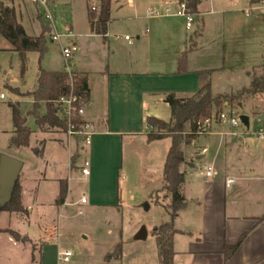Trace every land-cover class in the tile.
Masks as SVG:
<instances>
[{"label":"crops","instance_id":"crops-1","mask_svg":"<svg viewBox=\"0 0 264 264\" xmlns=\"http://www.w3.org/2000/svg\"><path fill=\"white\" fill-rule=\"evenodd\" d=\"M150 1L156 5L155 9H163L173 0ZM50 3L54 17L56 10H63L62 12L66 13V27L74 31L80 39L78 53L82 51V65L76 64L75 71L83 73L87 80L89 102L86 106V117L95 127L86 157L91 162V174L84 178L80 172L82 158L84 160L81 152L87 145L83 146L79 138L69 137L65 130L58 127L40 126L41 133H48L49 136H40L37 146L33 147L35 155L30 161L15 154L13 150L24 153L23 150L27 147L10 146L15 135L10 104L18 103L22 115L25 116L24 103H32L33 106L34 99L15 91L14 98H0V155L8 154L23 161L19 182L22 204L28 211L27 215L0 211V229L15 230L14 226L2 224L7 216H14L15 219L25 220L30 224L35 209L44 207L46 198H50V205H60L61 214L73 205L80 207L82 213L87 205L95 207L113 203L118 206L120 198L116 196L119 191L115 182L116 170L122 168L126 156L138 146L145 148L156 158L154 151H159L164 144L165 154L160 170L163 178L164 164L172 140L165 138L148 142L146 119L155 116L165 121L171 120V107L166 102V96L170 93H175L178 97H190L207 81L212 88L211 79L207 77L202 80L199 71L173 74L168 72L170 70L160 68L167 65L166 58L155 60L150 57L146 44L159 37L169 38L173 44H186L187 29L182 20H178L180 17H151L147 16V9L151 7L147 6L145 10L140 11L139 0H127L125 3H115L112 0L110 20L106 25L107 36H104L100 34L101 25L97 18L93 21L90 18L93 6H96L94 11L98 13L99 0H50ZM202 4L203 0L198 6L199 16L203 14ZM254 4L262 6L260 11L264 14V6L260 3ZM37 14L38 9L35 16L39 20ZM18 16L25 28V22L19 13ZM28 23L33 24L30 15ZM118 26L131 28L136 35V41L124 39L122 45L117 43ZM152 29H155V32ZM41 32L40 21L39 34L34 36H39ZM180 49L178 46L176 53L181 51ZM30 53L32 52L27 54V60ZM263 65L264 61L258 66H253L254 69H260L258 73L251 72L253 67L249 69L252 80L255 75L262 74ZM154 67H157V70H154ZM43 68L48 71H63ZM37 86L32 90L14 88H19L20 93H24L34 91ZM45 114L46 112L41 115ZM257 116L259 120L261 115ZM35 132L37 131L32 129V134ZM237 133L234 130H224L220 123H211L207 133L199 135L192 144L184 148L185 163L182 171L185 173V181L181 185V192L185 197L186 206L178 212L174 220L177 230L174 235V264H264V145L250 151L257 167L247 172L236 165L233 160L234 150L228 144V136H239ZM239 138L245 140L243 137ZM50 144H54L61 152L56 159L51 158L47 151ZM248 147L246 145V149ZM209 166L216 170L213 177H206ZM228 178L235 179V183L230 187L226 186ZM76 181L87 182L89 195L83 192L80 197H72V184ZM62 182L67 184L68 193L65 201L60 204L58 199ZM49 183L55 187L52 193L46 191L45 185ZM156 190L159 189H153L149 193L152 194ZM83 197H86V203L81 202ZM27 199L29 202H26ZM166 202L170 203L168 196ZM166 215L170 220L167 211ZM20 234L28 236L29 242H33L29 234ZM2 236L14 247L24 244L16 241L9 233H0V240ZM147 238L139 239L137 236L136 241H145ZM229 245L238 247L226 257V246ZM38 246L32 252L31 264L63 262L59 259L62 253L59 250V242H44ZM134 247L136 249L127 261L123 247L122 256L118 259L121 264H160L157 243L153 249L139 244ZM8 259L9 256L0 248V264H7Z\"/></svg>","mask_w":264,"mask_h":264},{"label":"rangeland","instance_id":"rangeland-1","mask_svg":"<svg viewBox=\"0 0 264 264\" xmlns=\"http://www.w3.org/2000/svg\"><path fill=\"white\" fill-rule=\"evenodd\" d=\"M0 1L15 7L18 20L19 13L29 35L39 34L40 21L35 16L37 6L31 0ZM114 2L125 3L127 0H114ZM139 2L140 11L145 10L147 6L156 7L150 0H139ZM258 3L264 6V0ZM170 5L172 8H176L175 4L171 3ZM261 7L252 3L251 0H208L207 2L203 0L201 7L203 14L198 18L196 15L194 16L195 22L192 30H186L184 46L182 43L173 44L169 38L159 37L148 42L146 47L149 49L152 59L166 58L167 65L160 68L170 70L168 72L173 74H181L179 67L182 56L187 48L194 47L193 50H188L185 53L186 72H207V76L211 79L212 92L215 94L238 92L251 84L252 76L249 75V69L264 61V14L260 11ZM62 11L60 9L55 11V26L60 33H64L67 28L64 21L66 13ZM28 15L31 16L32 25L28 23ZM43 19L45 23L50 24L45 18ZM178 20H182L185 27L184 19L178 18ZM116 29V34L119 37L117 43L122 45L127 35L136 41V35L131 28L118 26ZM152 30L155 32V29ZM72 32L75 34L74 31ZM73 41L80 47V39L77 36L63 37L61 42H58L53 41L49 35L46 43L48 50L41 59V66L48 69L67 70L61 44L68 45ZM178 46L181 51L176 53ZM11 48V44L0 34V94L4 93L8 97L7 100L14 98V91L23 96H30L29 91L20 93L19 88L14 87L26 90L34 89L38 83L40 64L39 53H30L27 70L24 73L19 53ZM80 63L82 65V51L75 54L71 61V68L75 70L76 64L80 66ZM154 68L157 70V67ZM254 68L251 69V72H260V69ZM32 108V103L23 105L27 125L37 132L32 134L30 146L23 150L24 153L13 150L15 154H19L26 161H30L34 157L33 147L37 146L38 139L49 136L48 133H41L42 130L36 123L35 116L29 113ZM221 111H233L238 116L248 115L250 117L249 129L245 125L233 128L229 124L219 121L215 112L212 123L222 124L224 130L238 132L239 136H228V144L234 150L233 160L236 165L247 172L255 169L257 167L256 160L250 151L264 145V141L255 135L256 128L260 125L257 115H261L260 118L264 117V96L247 97L239 105L236 102L230 106L226 104ZM39 112L40 114L46 112L45 104L41 105ZM239 137H243L245 140H241ZM246 145L249 146L247 149ZM47 151L53 159H56V156L61 153L54 144L48 145ZM154 152L156 158H153L145 148L138 146L136 150L134 149L126 156L122 168L119 167L120 169L116 170L115 182L116 187L119 188L116 196L120 198L118 206L113 203L95 207L87 205L83 208L84 212L80 213V207L73 205L67 207L61 214L59 212L60 205H50V198H46L45 206L35 209L30 224L25 220H17L14 216L11 218L7 216L3 225L14 226L15 230L22 234H29L33 239V242L14 247L2 236L0 248L9 256V259L5 260L7 264H31L34 248L44 242L50 244L59 242L60 251L71 252L70 261L57 262L59 264H121L122 262L116 258H105L107 253L114 251L119 242H122L125 250V261L130 259V254L136 249L135 245L139 244L153 249L156 239L151 231L156 225L169 219L165 211L169 206V203L166 202L167 192L160 189L163 185L160 170H162V159L165 154L164 144L159 148V151L155 150ZM87 153L88 145L84 151L82 150L81 157L85 159ZM47 169L49 172V168ZM72 185L73 198L80 197L83 192L89 195L86 181H76ZM45 187L46 191L50 193L55 189L52 183L46 184ZM153 189L159 190L150 194L149 192ZM26 202L29 200L27 199ZM145 203L150 205L149 210L145 209ZM58 223L60 230H58ZM144 227L150 231L147 240L136 241ZM59 233L60 235H58Z\"/></svg>","mask_w":264,"mask_h":264},{"label":"trees","instance_id":"trees-1","mask_svg":"<svg viewBox=\"0 0 264 264\" xmlns=\"http://www.w3.org/2000/svg\"><path fill=\"white\" fill-rule=\"evenodd\" d=\"M190 11L199 17L198 6L201 0H187ZM263 0H251L252 3H258ZM112 0H99V11L95 13L91 11L90 18L97 21L101 25L100 34H106V25L110 20V9ZM37 18L42 23V32L39 36L29 35L23 24L18 20L15 7L0 1V34L11 44L12 50L19 53L22 60V71L25 73L27 69V54L29 52H38L40 57L38 86L34 91L28 94L33 97V109L29 112L36 118L39 126L48 125L50 127H58L66 131V124L56 114L55 103L60 96L66 94L69 88L66 85L68 74L65 71H48L41 66V59L47 52V38L51 33V27L44 22L41 9L37 6ZM190 47L188 50H193ZM182 56L179 72L187 71L186 54ZM263 72L255 75L250 86L243 88L235 93L213 94L210 82H206L202 87L190 97H178L175 93L166 96V102L171 107L172 118L170 121L150 116L146 119V136L148 142L171 138V146L169 148L163 171V186L161 190L166 191L170 198L169 206L166 211L170 215V220L162 222L151 231L156 238L158 247L160 264H174V235L177 230L174 226V220L178 212L186 206V200L181 192V185L185 181V173L182 166L185 163L184 148L193 143V141L202 135L200 127L207 119H211L214 115H218L222 108L243 102V99L250 96H264V65ZM83 74V73H82ZM207 72H199L202 80L207 79ZM84 75V74H83ZM76 92L83 98L84 103L89 102V87L85 76L79 78L76 82ZM42 104L46 105V114L41 115L39 109ZM13 124L15 127V135L12 137L10 146L28 147L30 145V136L32 129L27 125V117L23 116L18 103H11ZM75 158V156H74ZM75 160V159H74ZM68 193V187L65 182L61 183L58 202L62 204ZM0 211L18 212L26 214L27 209L22 204L21 185L17 180L11 200L0 209ZM9 233L16 241L23 243L29 242L28 236H23L13 229H0V233ZM238 245L226 246V257L234 253ZM123 244H116L113 252L106 255V259L122 256Z\"/></svg>","mask_w":264,"mask_h":264},{"label":"built area","instance_id":"built-area-1","mask_svg":"<svg viewBox=\"0 0 264 264\" xmlns=\"http://www.w3.org/2000/svg\"><path fill=\"white\" fill-rule=\"evenodd\" d=\"M36 6H38L42 13L43 17L46 21H48L51 27V38L53 41L61 42L63 37L73 38L76 35L72 32V30L67 27L64 33L58 32L56 28L55 17L51 8L50 0H31ZM172 4L176 5V8H172L170 5L165 8L155 9L149 8L147 9V16L151 17H163V16H176L184 19L185 27L187 30H192L195 15L190 11L188 7L187 0H173ZM93 10H96V6H93ZM104 36H107L105 34ZM125 39L132 42V38L127 35ZM61 50L63 58L66 62L67 70L65 72L68 74V79L66 82L69 91L66 94H63L58 98L55 103L56 114L59 118L65 122L66 124V133L69 137L79 138L82 145L86 146L90 143L93 134L95 133L94 124L86 117V106L83 98L80 94L76 92V82L79 78H82L84 75L80 72H77L71 68V61L73 60L75 54L78 52L79 47L77 43L73 41L68 45L61 44ZM6 95L4 93L0 94V98H5ZM227 104V103H226ZM213 117L211 119H207L203 124L200 125L202 129V133L205 134L209 131ZM218 120L229 124L233 128H237L240 125H244L240 119V116L235 114L233 111L226 112L221 111L218 114ZM258 123L260 124L255 131V135L264 141V119H259ZM250 127V126H249ZM248 127V129H249ZM81 175L84 178H87L91 174V162L89 159L85 158L83 160L82 165L80 166ZM216 174V170L213 166H209L206 171V177H213ZM235 183L234 178H228L226 180V186L230 187ZM86 197L81 199L82 203H86ZM82 213V212H80ZM72 256L70 251H65L60 253L59 259L63 262H68L70 257Z\"/></svg>","mask_w":264,"mask_h":264},{"label":"water","instance_id":"water-1","mask_svg":"<svg viewBox=\"0 0 264 264\" xmlns=\"http://www.w3.org/2000/svg\"><path fill=\"white\" fill-rule=\"evenodd\" d=\"M240 119L246 127L250 126V117L248 115H240ZM23 167V161L8 154L0 155V209L3 208L12 197L14 186L19 179L20 172ZM146 210L150 205L144 204ZM148 231L144 227L138 235L139 239H146Z\"/></svg>","mask_w":264,"mask_h":264}]
</instances>
